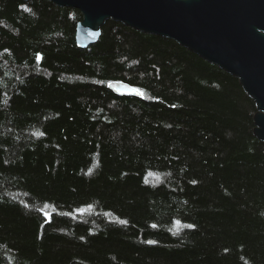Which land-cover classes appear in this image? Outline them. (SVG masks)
<instances>
[{
	"label": "trees",
	"instance_id": "trees-1",
	"mask_svg": "<svg viewBox=\"0 0 264 264\" xmlns=\"http://www.w3.org/2000/svg\"><path fill=\"white\" fill-rule=\"evenodd\" d=\"M80 21L0 0V264H264V145L238 81L113 21L79 49Z\"/></svg>",
	"mask_w": 264,
	"mask_h": 264
},
{
	"label": "water",
	"instance_id": "water-1",
	"mask_svg": "<svg viewBox=\"0 0 264 264\" xmlns=\"http://www.w3.org/2000/svg\"><path fill=\"white\" fill-rule=\"evenodd\" d=\"M46 1L80 12L79 49L95 44L105 23L113 21L172 40L234 77L255 105L253 135L264 145V0ZM108 90L117 97L139 96L123 82L110 83Z\"/></svg>",
	"mask_w": 264,
	"mask_h": 264
},
{
	"label": "snow or ice",
	"instance_id": "snow-or-ice-1",
	"mask_svg": "<svg viewBox=\"0 0 264 264\" xmlns=\"http://www.w3.org/2000/svg\"><path fill=\"white\" fill-rule=\"evenodd\" d=\"M37 59H40V57H39V56H37ZM189 227H191V226H189Z\"/></svg>",
	"mask_w": 264,
	"mask_h": 264
}]
</instances>
